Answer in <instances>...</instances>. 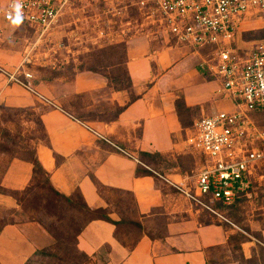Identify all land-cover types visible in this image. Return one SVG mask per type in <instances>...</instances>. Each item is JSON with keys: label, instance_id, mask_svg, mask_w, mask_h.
<instances>
[{"label": "crops", "instance_id": "1", "mask_svg": "<svg viewBox=\"0 0 264 264\" xmlns=\"http://www.w3.org/2000/svg\"><path fill=\"white\" fill-rule=\"evenodd\" d=\"M159 34L157 30L155 36L162 39L156 42L150 38L126 37L124 68L128 88L109 93L108 100L122 108L107 122H81L50 99L52 104L44 107L24 88L4 84L1 79L0 104L11 109L43 107L38 118L45 140L34 145L32 157L58 194L70 197L78 192L88 208L106 209L109 204L95 183L127 193L133 203V222L140 229L146 226L153 210H161L165 215L161 235L141 232L131 242L117 236L122 224L99 218L87 221L76 235L75 246L94 264H237L230 258L232 248L228 237L234 233L233 229L216 223L201 224L189 215L175 218L173 214L179 211L180 199L163 192V186L157 185L152 176L135 171L137 151L161 154L174 146L171 139L180 122L176 101L183 108H197L200 116L231 107L220 97L219 83L199 70V51L175 42L171 44L167 34ZM71 85L79 93L101 87L89 75L75 77ZM31 86L41 94L37 86ZM129 86L135 95L131 101L126 98ZM87 127L110 142L98 139ZM32 176L29 159L5 158L0 152V264H25L47 243V233L38 230L35 223L1 220L8 211L18 209L11 192L24 190ZM156 176L157 181L176 189L169 176ZM178 191L177 196L185 199ZM107 216L112 221L124 220L114 210H107ZM257 237L246 234L238 243L237 251L244 260L255 258L257 246L264 247V227L259 229ZM251 264L262 263L256 259Z\"/></svg>", "mask_w": 264, "mask_h": 264}, {"label": "rangeland", "instance_id": "2", "mask_svg": "<svg viewBox=\"0 0 264 264\" xmlns=\"http://www.w3.org/2000/svg\"><path fill=\"white\" fill-rule=\"evenodd\" d=\"M154 8L155 0H65L53 24L43 34L35 33L25 25L13 31L7 30L4 33L9 35L5 40V49L0 48V64L8 70L21 59H26L28 62L24 66L31 73L27 82L37 86L54 105L81 122H107L120 108L108 100L109 93L127 91L128 88L124 68L126 37L129 35V40L150 38L156 42L162 39L155 36L157 30L161 33L159 35H166L155 23H151ZM147 14L151 16L146 18ZM166 36L168 42L174 43ZM236 40L239 46L245 40H264V22H242L236 32ZM208 52L209 48L199 50L198 63L202 58H207ZM79 75L93 77L101 87L82 93L75 91L71 82ZM0 79L4 84H13L2 76ZM134 96L129 86L126 98L131 100ZM38 106L37 110L11 109L0 104V152L4 153L5 158L17 156L30 159L34 145L45 140L38 118L43 107ZM199 117L197 108L179 110V128L171 139L174 146L161 154L149 152V155H145L137 151L135 159L138 168L148 171L157 185L163 186V192H168L173 199H180L177 202L179 211L173 214L175 218L189 215L201 224L216 223L233 229L234 233L228 237L232 248L230 258L236 260L237 264H251L256 259L264 264L263 246H257L255 258L248 260L241 258L237 251L238 243L246 234L257 237L259 229L264 227L262 182L252 184L247 195L229 205L193 194L195 174L203 158L188 148L183 139L186 129ZM255 120L264 127V114L257 115ZM156 174L167 175L172 181L180 182L185 199L177 196V188L157 181ZM97 190L109 204L100 213L114 210L124 219L122 226L118 227L117 236L125 242L133 241L141 232L149 236L163 233L166 217L161 210H153L146 226L140 229L133 222L135 214L130 195L106 188ZM15 198L18 209L8 211L1 220L33 222L38 230L42 229L48 236L47 243L39 247L25 264H94L77 250L75 240L83 224L99 213L84 209L77 195L69 200L57 195L43 181L41 173H36L29 186L16 193Z\"/></svg>", "mask_w": 264, "mask_h": 264}, {"label": "built area", "instance_id": "3", "mask_svg": "<svg viewBox=\"0 0 264 264\" xmlns=\"http://www.w3.org/2000/svg\"><path fill=\"white\" fill-rule=\"evenodd\" d=\"M64 1L19 0L17 13V0H0V48L6 44L7 30L25 25L35 33L46 32ZM152 13L151 23L176 44L197 52L209 48L198 68L219 83L220 97L231 107L195 119L183 142L203 158L194 178V196L229 205L247 195L252 184H264V127L255 120L264 114V40H245L240 46L236 40L242 22H264V0H155ZM27 62L21 59L8 70L0 64V76L51 105L27 82ZM172 185L182 192L180 182Z\"/></svg>", "mask_w": 264, "mask_h": 264}, {"label": "trees", "instance_id": "4", "mask_svg": "<svg viewBox=\"0 0 264 264\" xmlns=\"http://www.w3.org/2000/svg\"><path fill=\"white\" fill-rule=\"evenodd\" d=\"M134 98H135V96H134ZM134 98H132L131 100H133ZM131 100H129V101H131ZM175 107H176V109L177 110H188L187 108H183V107H181V105L176 101L175 102ZM121 108L122 107H120L117 111H116V114L121 110ZM115 114V115H116ZM141 154H145V155H149L150 153L149 152H141ZM155 154H158V153H155ZM30 162H31V164H32V171H33V176L36 174V173H41L42 175H43V181L47 184V186L53 191V192H55L57 195H60V194H58L56 191H54L50 186H49V184H48V180H47V177H46V175H45V172L40 168V166H39V164H38V162L36 161V159L34 158V157H30ZM140 169L137 167L136 168V172L137 173H141L142 175H150L149 174V172L148 171H145V170H140ZM32 176V177H33ZM33 179V178H32ZM29 186V185H28ZM27 186V187H28ZM26 187V188H27ZM95 187H96V189H98V188H103L101 185H99V184H97V183H95ZM25 188V189H26ZM23 191V190H22ZM98 191V190H97ZM21 192V191H20ZM99 192V191H98ZM16 193H19V192H13V195H14V197H15V194ZM73 195H77L79 198H80V196H79V194H78V192H75V193H73ZM73 195H71L70 197H65V196H62V195H60L62 198H64V199H66V200H69ZM15 200H16V198H15ZM81 200V199H80ZM82 202V201H81ZM17 203V202H16ZM82 207L84 208V209H87V210H91L92 212H94V213H99V215H96V216H94L93 218H91V219H95V218H99V219H103V220H106V221H109V222H111V223H113V224H116V225H118V224H122V223H124V221L122 220V219H120L119 221H112L111 219H109V217L107 216V212H106V214H103V213H100V211H102L103 209H101V208H95V209H89L83 202H82ZM90 219V220H91ZM89 221V220H88ZM86 223V222H85ZM84 223V224H85ZM83 224V225H84ZM137 226H138V224H136ZM83 227V226H82ZM81 227V228H82ZM81 230V229H80ZM79 230V231H80ZM78 231V232H79ZM78 234V233H77ZM244 239V238H243ZM257 240H259V239H257ZM126 245V244H125ZM130 247V246H129ZM82 255H84L83 253H82Z\"/></svg>", "mask_w": 264, "mask_h": 264}, {"label": "clouds", "instance_id": "5", "mask_svg": "<svg viewBox=\"0 0 264 264\" xmlns=\"http://www.w3.org/2000/svg\"><path fill=\"white\" fill-rule=\"evenodd\" d=\"M19 10H20V4H19V0H17L16 12L19 13Z\"/></svg>", "mask_w": 264, "mask_h": 264}]
</instances>
